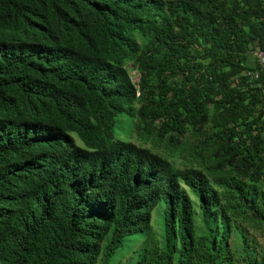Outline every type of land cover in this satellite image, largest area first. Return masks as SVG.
I'll list each match as a JSON object with an SVG mask.
<instances>
[{
  "label": "trees",
  "instance_id": "obj_1",
  "mask_svg": "<svg viewBox=\"0 0 264 264\" xmlns=\"http://www.w3.org/2000/svg\"><path fill=\"white\" fill-rule=\"evenodd\" d=\"M257 48L264 0H0V264H115L137 233L133 264H233L230 212L264 226ZM120 115L176 149L191 134L206 172L117 139Z\"/></svg>",
  "mask_w": 264,
  "mask_h": 264
},
{
  "label": "rangeland",
  "instance_id": "obj_2",
  "mask_svg": "<svg viewBox=\"0 0 264 264\" xmlns=\"http://www.w3.org/2000/svg\"><path fill=\"white\" fill-rule=\"evenodd\" d=\"M137 41L141 44L140 38L137 36ZM248 66L254 67L256 69H246L242 72V75L248 71L259 70V65L254 58L253 54L248 53ZM125 69L134 84L138 83L139 75L135 69V66L132 61H127L125 63ZM138 108V105L135 106V109ZM136 118H129L125 115H120L117 119L115 125V137L122 141H127L139 146L141 148H146L153 153L158 154L161 157L167 159L171 165L177 170H183L184 168H196L200 169L203 172H206L204 168V163L198 155L199 142L197 138L191 134H187L184 143L179 149H176L174 146L168 145L165 141L154 140L150 137L141 138L135 132L134 125ZM208 130V129H205ZM76 143L80 146L82 144L77 140ZM229 177L222 186H216V184L211 182V185L216 189L219 194V202L223 203L220 198L222 193H228L231 189V185L234 179ZM259 189L264 194V178L259 185ZM191 199L194 202L196 212H198V205L195 197L191 195ZM164 203H160L151 214L150 225L155 232L156 239L158 240L160 246L164 242ZM199 213V212H198ZM229 216L231 217V230L228 234L227 239V249L228 253L232 258L233 264H247V253L245 251V246L243 245L242 237H245V245L248 246L247 251L251 252L254 258L259 260L260 256L264 255V226L256 224L250 220L244 219L230 212ZM238 229H236V227ZM196 228L198 234L202 231L200 225L199 216H196ZM241 233V234H240ZM146 244V238L142 233H137L133 237L129 238L125 245L118 251V253L112 258L111 262L115 264H133L137 258L139 250ZM105 257V252L99 257V264L103 262Z\"/></svg>",
  "mask_w": 264,
  "mask_h": 264
},
{
  "label": "built area",
  "instance_id": "obj_3",
  "mask_svg": "<svg viewBox=\"0 0 264 264\" xmlns=\"http://www.w3.org/2000/svg\"><path fill=\"white\" fill-rule=\"evenodd\" d=\"M252 54L259 65V70L248 71L244 75L248 77L249 80L256 81L259 79L260 72H264V52L257 48L252 51Z\"/></svg>",
  "mask_w": 264,
  "mask_h": 264
}]
</instances>
